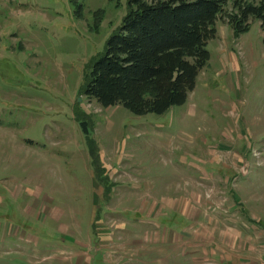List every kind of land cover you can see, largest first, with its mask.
Wrapping results in <instances>:
<instances>
[{
  "label": "rangeland",
  "instance_id": "obj_1",
  "mask_svg": "<svg viewBox=\"0 0 264 264\" xmlns=\"http://www.w3.org/2000/svg\"><path fill=\"white\" fill-rule=\"evenodd\" d=\"M128 10L129 0H0V264H148L138 221L170 224L155 201L179 202L170 193L185 184L208 264H232L213 254L219 220L264 236L260 22L235 35L219 21L187 102L137 116L84 93Z\"/></svg>",
  "mask_w": 264,
  "mask_h": 264
},
{
  "label": "trees",
  "instance_id": "obj_2",
  "mask_svg": "<svg viewBox=\"0 0 264 264\" xmlns=\"http://www.w3.org/2000/svg\"><path fill=\"white\" fill-rule=\"evenodd\" d=\"M253 19L264 31V0H129L120 28L90 68L84 93L105 108L165 114L195 89L211 59L207 47L217 23L241 35Z\"/></svg>",
  "mask_w": 264,
  "mask_h": 264
},
{
  "label": "crops",
  "instance_id": "obj_3",
  "mask_svg": "<svg viewBox=\"0 0 264 264\" xmlns=\"http://www.w3.org/2000/svg\"><path fill=\"white\" fill-rule=\"evenodd\" d=\"M176 192V189L171 190L170 197H182L179 202H177L176 198L166 199L163 196V198L161 197V199L155 201V204L157 202L159 203L158 207L160 208L161 216L162 214H168L170 216V224L152 221L149 218V213L146 215L147 218L138 221L143 224V239L146 243L143 260L145 263L150 262L148 264H170L171 262L172 264H208L209 245L206 242L208 238L206 228L202 226L204 225L203 223L194 225L193 221H187L186 219L189 212L190 197L194 195V191L185 184V187L180 189L178 194H175ZM236 199L237 205H240V199L238 197ZM146 204V201L142 204L143 208H140L141 213L145 211ZM234 208L232 206L230 210ZM171 215L177 216V220L171 218ZM224 221L225 219L222 221L219 220V224L217 222L220 229L217 232L218 243L213 254L223 263L232 261V264H235V260H238V258L242 261L246 260L252 263H256L255 261H264V236L257 237V235H261V230H258L256 225H252V232H238L237 225H233L234 228L232 230ZM243 225L247 229H250L247 224L243 223ZM195 227L200 230L194 232L193 229ZM242 233L244 234L243 236ZM258 244L261 245V251H258ZM150 246H152L151 249L148 248ZM150 254L152 260L146 261L150 258Z\"/></svg>",
  "mask_w": 264,
  "mask_h": 264
}]
</instances>
